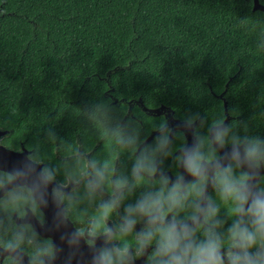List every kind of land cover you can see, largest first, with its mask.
<instances>
[{"label":"trees","instance_id":"1","mask_svg":"<svg viewBox=\"0 0 264 264\" xmlns=\"http://www.w3.org/2000/svg\"><path fill=\"white\" fill-rule=\"evenodd\" d=\"M223 101L236 132L264 138V13L251 0H0V143L58 180L77 150L127 152L107 129L146 115L138 103L210 123ZM7 197L31 206L26 187Z\"/></svg>","mask_w":264,"mask_h":264},{"label":"clouds","instance_id":"2","mask_svg":"<svg viewBox=\"0 0 264 264\" xmlns=\"http://www.w3.org/2000/svg\"><path fill=\"white\" fill-rule=\"evenodd\" d=\"M152 126L151 143L129 132L126 123L107 129L116 144L134 154L128 174H117L112 158L98 160L77 150L63 181L57 179L58 169L31 157L9 175L25 179L33 211L51 204L57 231L71 223L81 185L89 199L108 191L99 216L90 221L89 239L76 228L65 237L73 252L81 243L89 247L91 264H136L138 259L144 264H264V138L240 135L225 115L210 123L198 114L189 116L183 131L164 119ZM220 204L228 206L226 218ZM113 215L118 220L109 223ZM22 243L18 236L4 246L13 254L6 264H23L15 255ZM45 256L54 259L51 243L32 257V264H44Z\"/></svg>","mask_w":264,"mask_h":264},{"label":"flooded vegetation","instance_id":"3","mask_svg":"<svg viewBox=\"0 0 264 264\" xmlns=\"http://www.w3.org/2000/svg\"><path fill=\"white\" fill-rule=\"evenodd\" d=\"M143 111V106L141 103H138ZM144 114H146L143 111ZM126 116H129L130 121H132L134 124H137L140 126V129L131 130L129 132H136L140 133L139 136H145L143 140H147L150 136H155L156 133L153 132V126L155 123L158 124L161 119H164L167 121L169 127L173 129H177L178 123L184 122L185 119L179 118L176 115H125L122 120H120V123H123V120L126 118ZM229 117V115H227ZM226 117V115H225ZM230 119V117H229ZM229 121V120H228ZM228 123V122H227ZM197 124H199V121H197ZM184 130V129H183ZM181 130V131H183ZM152 141V140H151ZM148 142V143H151ZM186 141L189 144V140L186 134ZM192 141V137H191ZM179 141L177 142V146H179ZM116 154L112 153V159H113V166L117 174L125 175L130 172V169L132 167V162L134 160V154L132 152V157H130V149H127V152H122L120 149H115ZM130 157V158H129ZM111 158V156L109 157ZM121 158V163H120ZM98 160H103L102 158H98ZM167 167L171 169V171H175V167L171 164V161L167 162ZM11 177L9 178V180ZM9 180L5 181L3 184L0 185V188L7 183ZM19 188V187H18ZM16 189V188H14ZM13 190V189H11ZM69 191H71V186L69 185L68 188ZM10 191V190H9ZM8 191V192H9ZM7 192V193H8ZM7 193H5L0 198V231L3 230L4 225H9L11 227L10 234H7V230H4V234H0V249L6 250L5 245L12 242L16 237L22 236L23 243L21 245V249L18 251L21 253L23 257L27 259L28 264H32V257L40 252L47 244L51 243V240L49 238H43L39 236L33 229V227L30 225V223L26 224L23 222L25 219L31 220L33 217L34 219L38 220L40 223H44V217L37 208L35 211H33L32 206H23L21 209H12L11 207H4V205H12L14 204L12 199L10 197H7ZM209 193L212 194V190L209 189ZM139 194V190L136 193ZM214 195V194H213ZM108 198V191H106L102 195H98L94 199H89L84 195V189L83 185L80 186L79 192L72 204L71 207V214H70V220L74 228L83 230L85 233L84 239H89L88 233L91 231L90 228V221L98 217L100 214L99 211V204L100 201L103 199ZM135 196L131 197L129 201L131 202L132 199H134ZM227 205L220 204V215L222 218H226V212H227ZM122 212V209H121ZM32 216V217H31ZM32 218V219H33ZM118 220V216L113 215L109 223L115 222ZM128 242L131 245L135 244L134 237H128ZM54 250V247H53ZM8 254L0 256V264H6L9 259ZM44 260V264H63V262L59 261H53V259H49L48 257H42ZM37 264L39 262L37 261ZM136 264H144L143 259H138Z\"/></svg>","mask_w":264,"mask_h":264},{"label":"water","instance_id":"4","mask_svg":"<svg viewBox=\"0 0 264 264\" xmlns=\"http://www.w3.org/2000/svg\"><path fill=\"white\" fill-rule=\"evenodd\" d=\"M252 1V11H260L264 13V5L259 2V0H251ZM220 99L223 100L222 94L218 96ZM224 112L226 115V123L229 120L227 116V104L223 101ZM143 111L147 115H173V111L170 108L165 106H160L158 108L148 109L146 107L143 108ZM177 128L179 130L184 129V122L178 123ZM7 134L6 131L0 130V139ZM187 137L189 140V144L192 143L191 141V132L187 133ZM153 136H150L147 141L150 142ZM31 151L27 150L25 147L21 145V149L19 151H14L11 149L6 148L4 145L0 143V172L9 175L13 172L14 169L19 168L23 165L25 161V157H29ZM43 166L41 163H39ZM10 176V175H9ZM11 179L5 183L0 188V198L7 193L9 190L18 188V187H26V181L23 177H15L10 176ZM28 189V188H27ZM41 214L44 217V223H40L38 220L34 219L32 216L31 220L25 219L23 222L26 224L30 223L33 227L34 231L43 238H49L52 242L54 247V259L53 261L63 262V264H91V251L89 247L85 246L84 243H81L79 250L73 252L69 249L67 243L65 242V237L67 233H70L73 230V225L70 223L66 229L57 231L53 226V215L54 210L51 207V204L45 208H38ZM2 254L6 255H13L9 253L7 250L0 249V256ZM17 256H22L21 253H15ZM72 257L69 260V257ZM23 264H28L27 259L23 257Z\"/></svg>","mask_w":264,"mask_h":264}]
</instances>
